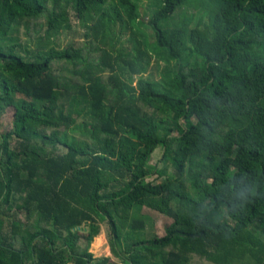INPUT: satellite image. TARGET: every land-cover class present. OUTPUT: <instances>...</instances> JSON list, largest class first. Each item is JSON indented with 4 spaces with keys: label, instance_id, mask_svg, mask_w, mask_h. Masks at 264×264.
<instances>
[{
    "label": "trees",
    "instance_id": "trees-1",
    "mask_svg": "<svg viewBox=\"0 0 264 264\" xmlns=\"http://www.w3.org/2000/svg\"><path fill=\"white\" fill-rule=\"evenodd\" d=\"M149 1L146 22L137 0H0V264H264V0ZM189 4L207 27L172 20ZM70 10L84 44L49 48ZM103 223L113 258L90 252Z\"/></svg>",
    "mask_w": 264,
    "mask_h": 264
},
{
    "label": "rangeland",
    "instance_id": "rangeland-1",
    "mask_svg": "<svg viewBox=\"0 0 264 264\" xmlns=\"http://www.w3.org/2000/svg\"><path fill=\"white\" fill-rule=\"evenodd\" d=\"M190 1V0H189ZM137 3L141 8V15H144L145 21H148L151 13L155 10L156 6L152 3H157L149 0H137ZM72 17V25L71 28L66 30H61L57 36L52 37L51 42L49 44V48H55L57 50L65 49L70 45H74L76 47L82 46L84 44V33L86 31V27L83 25L82 21L76 17V13L73 10H70ZM185 14L187 17L190 28L199 27L204 29V27L208 26V12L205 9L196 8L194 4H189L184 6L181 10L175 12L172 20L176 21L179 19V16ZM37 23L43 24L45 21L41 19ZM36 22L31 25L28 31V35L24 28H19V31L14 36L18 37L20 43L25 46L30 51L35 50L36 48V40L38 37H42L45 35L44 31L46 30L45 26L39 27L35 26ZM39 29L37 33L36 30ZM42 29V30H41ZM142 30L147 32L146 27H143ZM146 39L149 40V36H146ZM153 46V45H152ZM192 63V61H191ZM165 67V63L163 61H157L156 58L152 59L150 68L147 73L143 75L144 78H150L151 80L158 81L161 77V72ZM53 72L60 77H71L70 70H72V66L64 61H54L52 63ZM145 112L151 113V109H144ZM13 129L12 123V111H8L1 119H0V130L2 133H6ZM16 140H12V145L15 146ZM163 150L162 148H158L153 154L150 164L152 166L158 165V168H162V164L160 163V159L162 157ZM150 180H154L157 182L162 181V177H159L157 174L149 177ZM141 214L147 215L149 220H147V226L143 234L140 235L141 239H151L153 236L162 237L166 232V227L171 224L172 220L160 213L149 210L146 207L142 208ZM22 215V214H21ZM20 214L17 212V217ZM21 219V218H20ZM102 232H106L108 235V225L103 223L101 225ZM108 241V236H107ZM109 245V242H108ZM110 246V245H109ZM169 249V248H168ZM194 262L199 264H214L211 262H206L204 257L199 255L193 256Z\"/></svg>",
    "mask_w": 264,
    "mask_h": 264
},
{
    "label": "crops",
    "instance_id": "crops-1",
    "mask_svg": "<svg viewBox=\"0 0 264 264\" xmlns=\"http://www.w3.org/2000/svg\"><path fill=\"white\" fill-rule=\"evenodd\" d=\"M19 214H20L19 217L21 218V220L24 221L25 220L24 213L20 212ZM90 252L94 255L95 258H101V257L113 258V255L111 253V248L108 245L106 232H102L101 230V233L99 234V236H97L94 239L93 243L91 244ZM206 262H210V261L206 260ZM26 264H34V262L33 260L28 259L26 261Z\"/></svg>",
    "mask_w": 264,
    "mask_h": 264
},
{
    "label": "bare ground",
    "instance_id": "bare-ground-1",
    "mask_svg": "<svg viewBox=\"0 0 264 264\" xmlns=\"http://www.w3.org/2000/svg\"><path fill=\"white\" fill-rule=\"evenodd\" d=\"M99 242V241H98Z\"/></svg>",
    "mask_w": 264,
    "mask_h": 264
}]
</instances>
